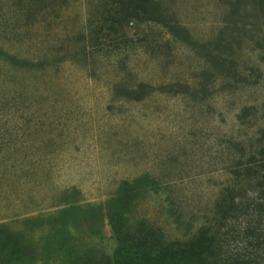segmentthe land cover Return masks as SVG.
<instances>
[{
	"label": "rangeland",
	"instance_id": "1",
	"mask_svg": "<svg viewBox=\"0 0 264 264\" xmlns=\"http://www.w3.org/2000/svg\"><path fill=\"white\" fill-rule=\"evenodd\" d=\"M249 161L264 183V0H0V264L208 230L264 264L231 235L264 228L229 211Z\"/></svg>",
	"mask_w": 264,
	"mask_h": 264
},
{
	"label": "trees",
	"instance_id": "2",
	"mask_svg": "<svg viewBox=\"0 0 264 264\" xmlns=\"http://www.w3.org/2000/svg\"><path fill=\"white\" fill-rule=\"evenodd\" d=\"M251 164V165H250ZM257 163H250L245 169L246 177H252L256 189V193H253L250 202H239L235 204L231 203L229 211L234 212L236 208L249 207L256 215L262 212V204L264 203V183L259 182L257 172L250 174L251 167H256ZM261 166V165H259ZM249 222L240 229L231 228V235L234 237H240L243 239H249L248 244L254 249V256H257V248L260 243V239H264V228L260 229L257 226V222ZM262 230V233L257 234L255 229ZM230 230V231H231ZM227 242L220 240L216 231L208 230L202 231L195 239L188 242H172L159 246L155 249H151L146 254H140V256H122V249L115 251L112 259L108 258L102 264H254L252 259H249L250 253L232 251L230 248L224 246ZM228 244V243H227ZM134 254V253H133ZM257 254V255H256ZM131 258L130 260H124ZM119 258V259H118ZM254 258V257H253ZM253 262V263H252Z\"/></svg>",
	"mask_w": 264,
	"mask_h": 264
}]
</instances>
